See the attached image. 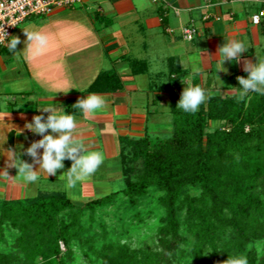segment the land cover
I'll list each match as a JSON object with an SVG mask.
<instances>
[{"label":"crops","instance_id":"crops-1","mask_svg":"<svg viewBox=\"0 0 264 264\" xmlns=\"http://www.w3.org/2000/svg\"><path fill=\"white\" fill-rule=\"evenodd\" d=\"M80 7L27 20L14 35L21 40L17 53L0 50V172L10 176L0 177V199L64 191L81 203L111 194L115 181L123 179L126 139L169 127L171 93L166 88L183 90L182 81H189L217 95L246 73V61H264V19L261 24L251 20L264 8L263 0H84ZM189 26L197 29L190 41L183 38ZM25 30L45 33L48 44L25 48ZM225 39L240 40L248 50L239 61H226L224 69L217 70ZM198 53L201 67L195 68L188 58ZM109 72L117 78L103 81L102 75ZM176 74L185 75L177 82ZM87 92L104 97L107 105L85 118L72 106ZM158 105L160 109L154 108ZM41 107L72 111L76 138L89 150L103 153L104 163L90 178L72 185L67 172L71 159H65L55 175L40 171L35 182L20 178L19 159L39 170L26 150L42 136L26 124L38 114L46 119L49 113Z\"/></svg>","mask_w":264,"mask_h":264},{"label":"trees","instance_id":"trees-1","mask_svg":"<svg viewBox=\"0 0 264 264\" xmlns=\"http://www.w3.org/2000/svg\"><path fill=\"white\" fill-rule=\"evenodd\" d=\"M183 75L176 74L175 81L180 82ZM111 77L116 74L105 73L102 80ZM166 89L171 93V134L164 137L146 131L141 138H127L121 152L124 187L86 204L105 207L120 194L143 198L155 187L165 193L161 202L166 218L149 263L182 264L177 256L185 241L179 214L184 208L195 240L190 264H227L262 233L264 200L257 190L264 187V95L254 93L248 99L208 94L200 110L188 114L176 109L183 90ZM209 121L226 127L208 132ZM189 187H199L200 195L187 193L182 197ZM75 208L64 191L0 199V226L9 223L16 227L13 247L26 252V258L18 259L17 254L0 247V264H83L70 261L61 248L77 231L73 230L75 220L67 221L60 215ZM228 231L236 238L223 254L219 245ZM144 252L126 243L108 242L100 254V264H145L143 260L151 258ZM246 255L247 264H264L257 248H250Z\"/></svg>","mask_w":264,"mask_h":264},{"label":"rangeland","instance_id":"rangeland-1","mask_svg":"<svg viewBox=\"0 0 264 264\" xmlns=\"http://www.w3.org/2000/svg\"><path fill=\"white\" fill-rule=\"evenodd\" d=\"M77 8L78 10H82V7H75V9ZM40 18L43 19L46 17L34 16L28 20L32 21ZM24 23L17 28L15 33L21 29ZM239 87H241V85H239L237 81L230 90L223 91L217 95L221 97H232L236 95L247 97L248 99L254 95V93L242 95V90L238 89ZM157 107L159 108V105L154 108ZM169 115L171 116L170 113ZM218 127L225 128L226 126L209 121L207 131L213 132ZM249 130L250 126H247L246 131ZM157 134L164 137L169 136L171 134L170 126L167 129L159 130ZM114 187L115 190L124 187L123 179L116 180ZM257 192L264 200V187L260 186ZM187 193L200 195V188L189 187L184 189L182 197ZM163 196H165V193L154 187L151 188L147 196L143 198H130L124 194H120L105 207L91 208L86 204L88 201L75 203L77 208L73 211H65L60 215V218H64L67 221L75 220L76 223L73 230L77 231L69 244H61L63 254H66V257L73 262L100 264V254L104 244L108 242L126 243L132 248L145 251V255L150 254L151 260H148V258L143 260V262L147 261L145 264H150L149 262H153V255L151 254L153 251H156L154 247H156L159 228L165 222L166 218L164 206L161 202ZM179 214L182 221V233L185 236V241L179 249L177 260L181 261L182 264H190L192 259L191 249L195 241L194 235L191 231V224L186 218V209H180ZM16 236H18L16 227L11 224L9 225V223L6 224V226H0V247L7 253L17 254L18 259L26 258L25 251L13 247L16 245ZM260 236L261 237L252 240V242L245 244L242 252L239 251L235 258H246L247 260L246 254L252 247L257 248L259 255L264 256V221L262 223V233ZM235 238L234 232L231 231H228L222 236L219 248L222 250L223 254L227 246H229V242H234ZM77 248L79 249V255L74 251V249ZM141 258H143V256ZM169 261H171V259L168 260V262ZM232 262L233 261H230L227 264H232Z\"/></svg>","mask_w":264,"mask_h":264},{"label":"clouds","instance_id":"clouds-1","mask_svg":"<svg viewBox=\"0 0 264 264\" xmlns=\"http://www.w3.org/2000/svg\"><path fill=\"white\" fill-rule=\"evenodd\" d=\"M26 47L34 46L37 49L43 48L48 44V37L39 30L26 31ZM3 46L8 51L17 49L21 43L19 37L4 38ZM24 48V49H25ZM248 50V46L240 40H226L219 48V60L224 69L225 62L239 61L241 55ZM17 51H14V55ZM195 68L201 67V57L199 53L196 56L188 58ZM244 71L247 76L237 77L242 95L249 93H258L264 95V61L257 58L256 63L245 62ZM186 84L176 109L184 113L195 114L200 110L201 105L205 104L209 98L205 89L189 81H182ZM222 81L215 85L216 90L220 91ZM86 92V91H85ZM88 93V92H87ZM107 101L104 97L88 93L85 98L79 99L72 108L79 111L85 118L94 116L95 113L105 109ZM48 112L46 119L43 114L33 116L32 121L26 124V128L32 133L42 136L41 139L33 141L27 148L26 154L32 158L34 164L39 166V170H34V165L19 159L23 167L18 168L21 173L20 178L26 182H35L38 179L37 173L43 171L47 176L55 175L57 170L64 167L63 161L71 159L73 161L69 173V180L74 185L76 182L84 181L97 172L104 163L103 153L91 151L85 144L81 143L74 135L77 129V120L73 112L66 111L63 107L56 110L52 107H41ZM48 130H51L50 132ZM38 149H43L38 154ZM2 178H10L7 171L0 172ZM79 255V249H74ZM232 264H247L246 258H237Z\"/></svg>","mask_w":264,"mask_h":264},{"label":"built area","instance_id":"built-area-1","mask_svg":"<svg viewBox=\"0 0 264 264\" xmlns=\"http://www.w3.org/2000/svg\"><path fill=\"white\" fill-rule=\"evenodd\" d=\"M264 1V0H263ZM84 0H0V42L4 38H13L17 28L31 17H48L57 9L80 7ZM264 19V8L251 16L254 24H261ZM197 34L194 26L183 29V38L192 40ZM5 48L0 43V50Z\"/></svg>","mask_w":264,"mask_h":264}]
</instances>
